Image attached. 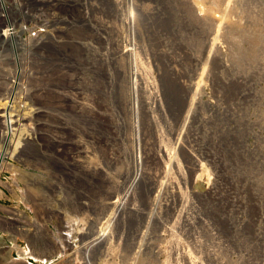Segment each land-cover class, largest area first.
I'll return each mask as SVG.
<instances>
[{
	"label": "rangeland",
	"instance_id": "rangeland-1",
	"mask_svg": "<svg viewBox=\"0 0 264 264\" xmlns=\"http://www.w3.org/2000/svg\"><path fill=\"white\" fill-rule=\"evenodd\" d=\"M56 1L0 40V264H264V0Z\"/></svg>",
	"mask_w": 264,
	"mask_h": 264
},
{
	"label": "built area",
	"instance_id": "built-area-1",
	"mask_svg": "<svg viewBox=\"0 0 264 264\" xmlns=\"http://www.w3.org/2000/svg\"><path fill=\"white\" fill-rule=\"evenodd\" d=\"M8 0H0V15L4 16L6 18L5 24L0 28V32L6 31L3 35L0 34V40L7 42L10 45H12V50H14V46L12 43V38L14 35L17 37V39L21 40L25 45L31 44V42L38 44L44 43V38L47 35H51L49 38L50 42L55 43H63L66 41L65 38L59 37L60 35H55L54 33L50 32V30L54 28L61 27V25H57L56 21L59 19L60 22L64 24L65 27L73 26L77 24V15L76 18L73 15V13L69 12V16L67 15H60L56 16V10L59 2L56 0H21L20 5L22 7L21 13L23 14V17L21 16V21L19 24L24 28L26 32V37H22L20 34H17L15 32V28L13 25V20L16 15H13V13L10 12L9 6L7 2ZM71 2L67 3L71 7L75 8V4L73 0H70ZM79 8L80 11L79 17L82 21H84L85 26H89L90 22L88 19L87 14V7L86 5L79 0ZM69 6V8H70ZM63 26V27H64ZM6 29V30H5ZM10 31V32H9ZM9 32V33H8ZM22 38H21V37ZM4 39H3V38ZM8 40H10L8 42ZM48 41V40H47ZM40 46V45H39ZM43 73V72H42ZM12 76V75H10ZM44 82V81H43ZM7 129V127H6ZM7 131V130H4Z\"/></svg>",
	"mask_w": 264,
	"mask_h": 264
},
{
	"label": "bare ground",
	"instance_id": "bare-ground-1",
	"mask_svg": "<svg viewBox=\"0 0 264 264\" xmlns=\"http://www.w3.org/2000/svg\"><path fill=\"white\" fill-rule=\"evenodd\" d=\"M207 8V7H206ZM202 9V8H201ZM204 9V8H203ZM203 9H202V11H203ZM210 9H211V7H210ZM213 11H216V10H213ZM0 19L2 20H4V24H5V22H6V18L4 17V16H1L0 15ZM10 32V31H9ZM8 32V33H9ZM4 32H2V34H3ZM3 38V37H2ZM4 39V38H3ZM69 41H72V40H69ZM73 42V41H72ZM43 49V48H42ZM65 51V50H64ZM1 61V60H0ZM21 63L23 64V65H25V63H23L22 61H21ZM7 64V63H6ZM71 66H73V65H71ZM71 68H73L72 70H75L74 69V67H71ZM24 76H26V74L24 75ZM165 77V76H164ZM3 79V81L5 82V84H8V82H7V78L6 77H4V78H2ZM1 83V82H0ZM167 83V79L166 78H162V84H164V90H165V88H166V93H167V95H168V98L170 99V102H171V104L174 106V104L175 103H177V100L176 99H178L179 97H178V94H177V92L175 91V88L176 87H174L172 84H166ZM2 84V83H1ZM5 84H2V85H5ZM7 92L9 91V88L7 87V90H6ZM4 111V112H3ZM2 112H0V118H1V123H6L5 124V126L6 127H9L10 126V124H12V128L14 129V130H17L21 125H23V124H25V121L26 120H29V119H31V117L29 116V115H27V114H22V113H20V112H14L13 110H11L10 112H7L6 110H3ZM13 111V112H12ZM14 126V127H13ZM15 126H17V127H15ZM27 138V137H26ZM28 139V138H27ZM8 144V143H7ZM5 147V146H4ZM2 147V154H1V158H0V165L3 167V168H5L4 166L6 165V166H8V170H10L11 172H15V171H17L15 168H14V166L11 164V163H9V164H7V162H6V159H5V156H4V154H6L7 153V150L5 151V149L7 148V147ZM1 167V168H2ZM2 168V169H3ZM17 173V172H16ZM19 174H21V173H19ZM23 174V173H22ZM25 174V173H24ZM1 191V190H0Z\"/></svg>",
	"mask_w": 264,
	"mask_h": 264
}]
</instances>
